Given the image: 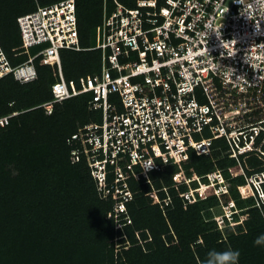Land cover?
Instances as JSON below:
<instances>
[{"label": "built area", "instance_id": "obj_1", "mask_svg": "<svg viewBox=\"0 0 264 264\" xmlns=\"http://www.w3.org/2000/svg\"><path fill=\"white\" fill-rule=\"evenodd\" d=\"M113 2L110 10L104 0L90 48L81 43L77 0L39 5L19 16L18 49L28 59L13 65L0 42V79L12 74L22 83L34 81L39 61L57 69L52 99L38 106L46 114L77 96L101 112V121L70 138V159L86 157L103 198L114 174L113 196H122L116 213L126 211L132 196L129 179L152 182L153 171L172 165L178 167L173 185L178 191L189 186L180 195L190 203L221 198L233 185L241 199L264 209V0H136L135 7ZM67 49L100 50V71L68 80L61 57ZM18 113L0 115V127ZM217 139L227 142L236 161L227 167L230 177L243 182L232 183L219 168L203 181L192 167L191 152L211 155ZM194 181L199 185L193 187ZM211 183L208 192L204 187ZM158 191L150 195L160 202ZM221 205L218 226L228 218L234 229L235 201Z\"/></svg>", "mask_w": 264, "mask_h": 264}, {"label": "trees", "instance_id": "obj_2", "mask_svg": "<svg viewBox=\"0 0 264 264\" xmlns=\"http://www.w3.org/2000/svg\"><path fill=\"white\" fill-rule=\"evenodd\" d=\"M58 1L0 0V42L13 65L28 59L18 49V17ZM120 1L136 6V0ZM103 8L104 0H77L85 48L96 45ZM61 57L68 80L101 69L98 49L62 50ZM36 64L34 81L22 83L12 74L0 79V115L19 112L0 127V162L7 173L0 184V264H264V209L253 199H241L233 185L221 198L190 203L180 195L189 186L182 184L178 191L173 185L175 165L153 171L152 182L129 179L132 196L126 211L116 213L122 196H113L114 174L108 177L111 193L103 198L86 157L77 163L70 159V138L85 124L101 121V112L90 109L85 96H77L56 103L53 113L46 114L38 106L52 99L57 69ZM228 148L224 139H217L211 155L191 152L192 167L203 181L217 168L232 183L244 181L227 171L236 163ZM153 189L159 190L160 202H152ZM222 198L236 203L234 229L228 218L222 228L215 219L224 213ZM214 205L221 210L217 214H212Z\"/></svg>", "mask_w": 264, "mask_h": 264}, {"label": "rangeland", "instance_id": "obj_3", "mask_svg": "<svg viewBox=\"0 0 264 264\" xmlns=\"http://www.w3.org/2000/svg\"><path fill=\"white\" fill-rule=\"evenodd\" d=\"M251 161H255V160L253 159V160H251ZM6 177H7V173L5 172V169H4V162H0V184H1L2 181H4V180L6 179ZM192 186L194 187L193 184H192ZM0 195H1V191H0ZM168 199H169V198H168ZM226 199H227V198H222L223 201H225ZM152 202H153V203H156V202H158V199H157V198H154ZM210 205H211V204H210ZM218 211H221V210L218 209V205H214V206H213V209H212V214H217ZM113 215H115V214H113ZM109 216H110V215H109ZM115 216H117V215H115ZM246 216H248V215H245L244 218H246ZM217 224H218V223H217ZM120 226H122V225H118L117 228L120 227ZM219 227H220V226H219ZM222 227H224V226H222ZM220 228H221V227H220Z\"/></svg>", "mask_w": 264, "mask_h": 264}, {"label": "bare ground", "instance_id": "obj_4", "mask_svg": "<svg viewBox=\"0 0 264 264\" xmlns=\"http://www.w3.org/2000/svg\"><path fill=\"white\" fill-rule=\"evenodd\" d=\"M209 186H214V183L209 184ZM205 187H207V185H206ZM205 187H204V188H205Z\"/></svg>", "mask_w": 264, "mask_h": 264}, {"label": "clouds", "instance_id": "obj_5", "mask_svg": "<svg viewBox=\"0 0 264 264\" xmlns=\"http://www.w3.org/2000/svg\"><path fill=\"white\" fill-rule=\"evenodd\" d=\"M234 212H235V210H234Z\"/></svg>", "mask_w": 264, "mask_h": 264}]
</instances>
